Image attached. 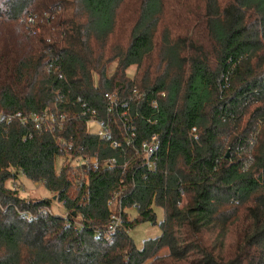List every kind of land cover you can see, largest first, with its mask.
Segmentation results:
<instances>
[{
	"label": "trees",
	"instance_id": "1",
	"mask_svg": "<svg viewBox=\"0 0 264 264\" xmlns=\"http://www.w3.org/2000/svg\"><path fill=\"white\" fill-rule=\"evenodd\" d=\"M128 1L0 0V113L65 116L0 123V264H264V0H142L123 28ZM19 174L65 216L8 188Z\"/></svg>",
	"mask_w": 264,
	"mask_h": 264
},
{
	"label": "built area",
	"instance_id": "2",
	"mask_svg": "<svg viewBox=\"0 0 264 264\" xmlns=\"http://www.w3.org/2000/svg\"><path fill=\"white\" fill-rule=\"evenodd\" d=\"M107 100L109 101V106H110L109 111L111 112L112 109H114L118 105V99H117L116 93L108 95ZM83 107L85 108L83 114L85 115L87 113H90L92 117L89 120L88 124L90 122H93L94 124H96L98 128L95 132H91L89 129L88 131L95 134L102 141L109 140L112 136V129L109 123L102 119L97 118L96 116L97 111L95 109L87 108L86 104H83ZM64 120H65L64 115H60L58 117L52 113H41V114L32 113L29 115H24L21 112L15 113V114H8V115L0 113V123H10L12 121H18L24 125L26 121L27 122L30 121L32 122V124L34 125L37 131L48 132L51 134H54V132L57 130V125L58 127H61V124ZM195 132L196 130L193 129L192 133L195 134ZM195 139H197L196 136H195ZM56 142L66 152L69 150H72V148L74 147L72 142L63 140L61 138H56ZM118 147H119V144L117 142L112 143V148L116 149ZM141 148H142L143 153L145 154L147 166L152 169L155 165L153 162V157L158 151V143H156L155 140L151 142H147V143L142 144ZM86 163L91 165L93 169L95 170H97L99 167V161L97 157L87 160ZM113 219L115 221L118 220L116 217H113ZM114 226H117V224H115ZM112 230H114V227L112 228Z\"/></svg>",
	"mask_w": 264,
	"mask_h": 264
},
{
	"label": "rangeland",
	"instance_id": "3",
	"mask_svg": "<svg viewBox=\"0 0 264 264\" xmlns=\"http://www.w3.org/2000/svg\"><path fill=\"white\" fill-rule=\"evenodd\" d=\"M142 0H129L125 4V8L122 11L123 12V18L120 19V27L124 28V24L128 21V26L130 25L132 21V17H134L136 14V10L138 7L139 2ZM177 0H167L168 5L173 4H179L176 2ZM127 26V27H128ZM119 35L122 38V35L119 33ZM135 72L134 69L129 70V74H133ZM88 129L91 132H95L98 128L96 124L93 122H90L88 124ZM59 169V167H58ZM6 186L10 189L18 190L20 192V195L27 199H45L49 198L52 200L53 204L51 206V211L57 215L65 216V210L62 206V204L56 202L54 198L56 197L55 194H51L41 183H35L31 180H29L27 177H25L22 174H19L17 178L10 179ZM155 212L157 215V224H153L151 222H141L138 223L133 229L129 231L130 237L134 240L136 246L141 249L143 247L144 241L149 239H155L161 235V229L159 226V223L164 218V211L160 208H155ZM137 217V212L135 210H132V219Z\"/></svg>",
	"mask_w": 264,
	"mask_h": 264
},
{
	"label": "water",
	"instance_id": "4",
	"mask_svg": "<svg viewBox=\"0 0 264 264\" xmlns=\"http://www.w3.org/2000/svg\"><path fill=\"white\" fill-rule=\"evenodd\" d=\"M227 157H229V154H227ZM54 200H56V197L54 198Z\"/></svg>",
	"mask_w": 264,
	"mask_h": 264
}]
</instances>
